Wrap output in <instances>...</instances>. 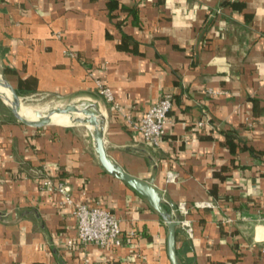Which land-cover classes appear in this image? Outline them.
Wrapping results in <instances>:
<instances>
[{"label": "crops", "instance_id": "1", "mask_svg": "<svg viewBox=\"0 0 264 264\" xmlns=\"http://www.w3.org/2000/svg\"><path fill=\"white\" fill-rule=\"evenodd\" d=\"M0 62L20 98L98 103L109 155L188 204L181 264H264V0H0ZM164 94L173 106L151 147L132 125ZM76 203L114 213L122 244L80 243ZM167 237L100 165L88 127L24 125L0 108V264H170Z\"/></svg>", "mask_w": 264, "mask_h": 264}, {"label": "water", "instance_id": "2", "mask_svg": "<svg viewBox=\"0 0 264 264\" xmlns=\"http://www.w3.org/2000/svg\"><path fill=\"white\" fill-rule=\"evenodd\" d=\"M7 86H10L15 92H19L6 78L2 63L0 62V87L5 88ZM5 103L4 91L0 89V108L7 117L24 125L33 121L18 109L10 107L4 108ZM55 113L67 114L71 121L69 125L85 126L91 130L94 150L100 165L105 171L123 180L135 191L144 196L152 208L158 212L168 228L167 253L170 264H181L177 250V233L180 224V215H174L172 212L176 206L175 202L164 196L162 191L155 186L154 176L146 179L136 176L109 155L105 142V116L102 114L98 103L83 100L71 104L69 101L66 105L58 106L57 104L47 108L45 111L37 110L35 113L36 118L32 119L41 120L39 127L57 125L58 123L52 120V116Z\"/></svg>", "mask_w": 264, "mask_h": 264}, {"label": "built area", "instance_id": "3", "mask_svg": "<svg viewBox=\"0 0 264 264\" xmlns=\"http://www.w3.org/2000/svg\"><path fill=\"white\" fill-rule=\"evenodd\" d=\"M99 92L108 100H113V94L110 88L100 85ZM173 106V96L164 94L155 102L144 114V116L133 123L134 131L141 135L143 141L151 147H159L163 141L165 133V124L168 120L169 112ZM176 173L169 171L167 180L174 181ZM51 183V182H48ZM61 193L66 194V201L72 202L69 194L70 188L59 183L52 187ZM173 214L180 215L179 228L182 229L188 237L193 235V227L189 220L183 218L189 211L186 202L175 203ZM196 206H205V203L197 202ZM74 214L78 220V241L82 244L95 243L103 247L119 246L123 242L122 230L119 219L114 213L102 206H89L86 203H76Z\"/></svg>", "mask_w": 264, "mask_h": 264}, {"label": "bare ground", "instance_id": "4", "mask_svg": "<svg viewBox=\"0 0 264 264\" xmlns=\"http://www.w3.org/2000/svg\"><path fill=\"white\" fill-rule=\"evenodd\" d=\"M1 90L4 91L6 103L10 106V108L18 109L24 115L31 118V120L33 121L28 124L39 126L41 120L32 119V118H36L35 113L37 110L45 111L49 107H42V106H35V105L20 103L19 95L10 86L1 88ZM52 120L53 122H56L58 124H70L71 122L67 114H61V113H55L52 116Z\"/></svg>", "mask_w": 264, "mask_h": 264}, {"label": "rangeland", "instance_id": "5", "mask_svg": "<svg viewBox=\"0 0 264 264\" xmlns=\"http://www.w3.org/2000/svg\"><path fill=\"white\" fill-rule=\"evenodd\" d=\"M20 103L42 106V107H53L58 104V106L66 105L69 100L58 98L56 96H32L28 98H20ZM4 108H9L10 106L5 103ZM73 104V103H71ZM8 111V109H6Z\"/></svg>", "mask_w": 264, "mask_h": 264}]
</instances>
